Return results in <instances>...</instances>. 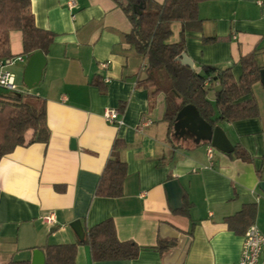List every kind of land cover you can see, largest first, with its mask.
<instances>
[{
	"label": "crops",
	"instance_id": "obj_1",
	"mask_svg": "<svg viewBox=\"0 0 264 264\" xmlns=\"http://www.w3.org/2000/svg\"><path fill=\"white\" fill-rule=\"evenodd\" d=\"M69 1L31 0L35 26L56 34L32 88L25 71L34 52L24 53L22 31L10 32L12 58L24 60L8 69L16 79L21 75L18 87L28 102L45 101L50 138L29 143L30 129L25 144L0 160V264H32L34 250L79 242L87 228L108 218L121 241L141 247L138 257L94 261L89 246L80 245L76 264H169L180 244L173 230L190 237L180 264H238L245 234L231 229L227 217L255 204L254 224L264 233V84L253 86L259 116L215 124L204 118L223 131L233 151L214 146L201 127L177 116L169 128L171 102L145 81L147 63L125 39L132 29L120 5L125 0H76L72 11ZM199 15L201 30L186 32V53L196 72L204 64L232 67L238 79L241 57L253 51L264 67V0H205ZM172 30L176 36L169 41H179L182 23L174 22ZM106 60L112 61L107 69L100 65ZM208 97L214 103L215 91ZM171 101L175 106L180 98ZM106 107L118 108L124 124L107 122ZM116 139L125 143L117 153L127 164L123 195L97 196ZM209 144L216 148L211 160ZM173 179L183 190L177 209L165 186ZM185 207L188 214L181 212ZM50 213L55 224L41 219ZM167 242L173 245L161 250Z\"/></svg>",
	"mask_w": 264,
	"mask_h": 264
},
{
	"label": "trees",
	"instance_id": "obj_2",
	"mask_svg": "<svg viewBox=\"0 0 264 264\" xmlns=\"http://www.w3.org/2000/svg\"><path fill=\"white\" fill-rule=\"evenodd\" d=\"M203 1L165 0L160 4L156 0H125L120 4L132 24L125 39L147 63L145 81L154 87V93L165 92L171 102L165 114L169 128L173 127L179 110L187 104L195 105L211 124L259 116L253 86L261 81L264 67L259 65L256 51L241 57L242 74L238 79L232 67L220 69L204 64L203 72L199 73L181 62L182 55L186 53V32L202 28L199 5ZM30 6L31 0H0V60L12 57L10 32L13 30L22 31L25 54L35 51L46 54L49 51L56 34L35 26L34 16L28 11ZM174 22L182 23V30L180 40L170 42ZM213 40L204 38V42ZM213 90L214 103L208 97ZM27 97L24 92L0 91V160L17 146L25 144L26 133L30 129L34 132L29 143L49 141L46 103L36 100V104H32L26 100ZM175 97L180 98V102L174 106L171 100ZM124 146L123 141L115 140L95 192L97 196L118 198L123 195L127 164L119 159L117 153ZM235 153L248 159L239 146H235ZM181 212L188 214L189 208L185 207ZM256 215L257 206L249 204L227 217L226 221L235 232L245 234L255 223ZM80 245L89 246L94 261L134 259L141 251L135 241H121L114 220L108 218L87 228L79 242L43 246L45 264H76ZM170 245L173 242L161 243L160 248L164 250ZM9 264L30 263L11 261Z\"/></svg>",
	"mask_w": 264,
	"mask_h": 264
},
{
	"label": "water",
	"instance_id": "obj_3",
	"mask_svg": "<svg viewBox=\"0 0 264 264\" xmlns=\"http://www.w3.org/2000/svg\"><path fill=\"white\" fill-rule=\"evenodd\" d=\"M182 64L188 66L191 69H194L193 61L189 58V56L184 53L182 55ZM46 63L45 54L42 51L34 52L28 61L26 71H25V82L28 88H32L41 78V73L43 67ZM261 82L264 84V68L261 70ZM188 120L191 125L194 127H201L204 131V137L211 139L214 146L225 150V151H233V147L230 142L227 140L226 136H224L223 131L219 128L213 129L212 126L205 121V119L201 116L197 107L193 104L185 105L177 115V119ZM72 146L75 147V141H72ZM168 193L170 204L174 209H177L182 206V197L183 190L180 186L178 179H173L165 184ZM74 225H78V221L74 222ZM173 233L176 237L180 239L179 247L176 248L171 256V261L169 264H180L187 246L190 242V237L187 234H183L176 230H173ZM84 236V234H83ZM82 236V238H83ZM81 238V239H82ZM32 264H45V254L39 249L34 250V258Z\"/></svg>",
	"mask_w": 264,
	"mask_h": 264
},
{
	"label": "built area",
	"instance_id": "obj_4",
	"mask_svg": "<svg viewBox=\"0 0 264 264\" xmlns=\"http://www.w3.org/2000/svg\"><path fill=\"white\" fill-rule=\"evenodd\" d=\"M76 7V0H70L68 2V8L71 11ZM17 60L23 61L24 57H10L0 60V91L3 90L13 93L24 92L19 89L16 83V75L8 69V66ZM111 63V60H106L101 62L100 65L102 68L107 69ZM106 81H110V78L107 77ZM206 85H209V82H206ZM103 116L105 120L111 124H116L118 126L124 124V120L121 117L120 110L118 108L106 107ZM206 150L209 159H213L216 148L209 144L207 145ZM41 219L49 224H55L57 222L55 213L44 215ZM238 264H264V233L256 224L251 225L244 235Z\"/></svg>",
	"mask_w": 264,
	"mask_h": 264
},
{
	"label": "rangeland",
	"instance_id": "obj_5",
	"mask_svg": "<svg viewBox=\"0 0 264 264\" xmlns=\"http://www.w3.org/2000/svg\"><path fill=\"white\" fill-rule=\"evenodd\" d=\"M176 33L174 32V34L172 35V37H171V39L173 40V39H175V35ZM21 78V75L19 76V74L17 75V79H16V83L18 84V82H19V79ZM18 86H19V84H18Z\"/></svg>",
	"mask_w": 264,
	"mask_h": 264
}]
</instances>
